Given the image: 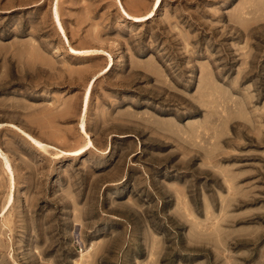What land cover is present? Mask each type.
Instances as JSON below:
<instances>
[{"label": "rangeland", "instance_id": "374dc122", "mask_svg": "<svg viewBox=\"0 0 264 264\" xmlns=\"http://www.w3.org/2000/svg\"><path fill=\"white\" fill-rule=\"evenodd\" d=\"M0 264H264V0H0Z\"/></svg>", "mask_w": 264, "mask_h": 264}, {"label": "bare ground", "instance_id": "6f19581e", "mask_svg": "<svg viewBox=\"0 0 264 264\" xmlns=\"http://www.w3.org/2000/svg\"><path fill=\"white\" fill-rule=\"evenodd\" d=\"M158 80V79H157ZM163 83V82H162ZM88 142V141H87ZM3 170H4V172H7V170H9V168L8 167H3ZM10 173V172H9Z\"/></svg>", "mask_w": 264, "mask_h": 264}]
</instances>
